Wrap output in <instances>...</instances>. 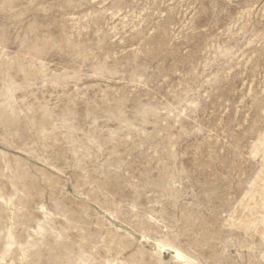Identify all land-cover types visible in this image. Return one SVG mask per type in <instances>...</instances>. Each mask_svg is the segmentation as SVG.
I'll list each match as a JSON object with an SVG mask.
<instances>
[{
  "label": "rangeland",
  "instance_id": "rangeland-1",
  "mask_svg": "<svg viewBox=\"0 0 264 264\" xmlns=\"http://www.w3.org/2000/svg\"><path fill=\"white\" fill-rule=\"evenodd\" d=\"M0 264H264V0H0Z\"/></svg>",
  "mask_w": 264,
  "mask_h": 264
},
{
  "label": "bare ground",
  "instance_id": "bare-ground-1",
  "mask_svg": "<svg viewBox=\"0 0 264 264\" xmlns=\"http://www.w3.org/2000/svg\"><path fill=\"white\" fill-rule=\"evenodd\" d=\"M177 255H181L180 251L177 250Z\"/></svg>",
  "mask_w": 264,
  "mask_h": 264
}]
</instances>
